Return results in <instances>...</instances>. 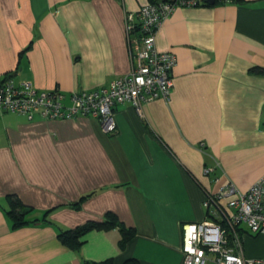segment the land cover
I'll return each instance as SVG.
<instances>
[{"label": "crops", "instance_id": "0c3cea01", "mask_svg": "<svg viewBox=\"0 0 264 264\" xmlns=\"http://www.w3.org/2000/svg\"><path fill=\"white\" fill-rule=\"evenodd\" d=\"M150 2L0 0V79L66 99L107 86L131 68L126 18ZM155 47L177 59L169 99L142 103V116L116 105L115 134L87 116L2 113L0 264H181L183 226L207 218L206 195L264 175V0L179 7ZM10 196L36 223L12 228ZM108 214L134 231L125 246L118 227L89 230L77 250L59 241ZM244 252L263 257L264 235Z\"/></svg>", "mask_w": 264, "mask_h": 264}, {"label": "built area", "instance_id": "2783aa9c", "mask_svg": "<svg viewBox=\"0 0 264 264\" xmlns=\"http://www.w3.org/2000/svg\"><path fill=\"white\" fill-rule=\"evenodd\" d=\"M201 1L148 3L139 9L135 19L128 16L127 31L139 27L128 39L131 68L107 86L72 91L66 99L57 89L38 90L30 81L16 83L10 76L0 79V116L4 112L22 114L29 120L87 116L99 121L104 134H115L116 105L129 103L142 116V103L168 101L171 70L177 59L173 53L156 50L155 32L177 8L197 7ZM204 205L207 218L183 226L181 264H264V256L250 258L244 252L247 236L264 235V175L245 191L225 185L214 195L207 194Z\"/></svg>", "mask_w": 264, "mask_h": 264}, {"label": "trees", "instance_id": "16d2710c", "mask_svg": "<svg viewBox=\"0 0 264 264\" xmlns=\"http://www.w3.org/2000/svg\"><path fill=\"white\" fill-rule=\"evenodd\" d=\"M150 3H158L161 1H171V0H150ZM225 0H214L213 4L207 2V0H202L198 6H211L217 3H224ZM138 25L135 27V31L138 32ZM22 115V114H20ZM25 116V115H24ZM27 118V117H26ZM84 198H82L83 200ZM32 209L23 205L18 197L10 196L8 197V206L6 208L7 216L10 220L11 226L13 229H17L20 227H24L29 224L36 223L35 220L30 219ZM46 213L44 215L45 222H48L45 218ZM118 227L121 235V239L119 241L120 247L125 246V244L134 236L133 230L126 229L122 224H120L117 218L108 214L104 221L102 222H87L83 225L77 226L74 229L69 230H61L58 232L59 241L66 247L72 250H77L82 245V236L92 229H103L108 230L111 228ZM124 264H137L135 261H126Z\"/></svg>", "mask_w": 264, "mask_h": 264}, {"label": "water", "instance_id": "95a60500", "mask_svg": "<svg viewBox=\"0 0 264 264\" xmlns=\"http://www.w3.org/2000/svg\"><path fill=\"white\" fill-rule=\"evenodd\" d=\"M207 2H209L210 4H213L214 0H207Z\"/></svg>", "mask_w": 264, "mask_h": 264}, {"label": "bare ground", "instance_id": "6f19581e", "mask_svg": "<svg viewBox=\"0 0 264 264\" xmlns=\"http://www.w3.org/2000/svg\"><path fill=\"white\" fill-rule=\"evenodd\" d=\"M117 131V130H116Z\"/></svg>", "mask_w": 264, "mask_h": 264}]
</instances>
